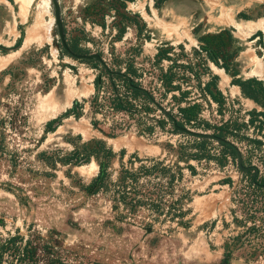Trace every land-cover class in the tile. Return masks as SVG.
Returning <instances> with one entry per match:
<instances>
[{
	"label": "rangeland",
	"instance_id": "obj_1",
	"mask_svg": "<svg viewBox=\"0 0 264 264\" xmlns=\"http://www.w3.org/2000/svg\"><path fill=\"white\" fill-rule=\"evenodd\" d=\"M56 1L71 52L97 53L103 63L62 49L50 0H0V241L16 233L41 236L39 244L45 238L63 264H264V124L254 113L261 108L232 84L221 58L211 62L205 52L208 34L230 29L237 39L226 47L238 69L234 78L264 85V41L257 36L264 33V0H132L125 8L120 0ZM103 66L133 69L130 75L154 102L130 99L132 114L111 109ZM95 78L97 108L89 102ZM113 82L121 94L120 77ZM206 82L220 92L217 99L204 91ZM74 101L79 116L62 115ZM192 103L198 113L184 127L222 133L245 169H238L231 148L173 131L165 113L179 119L177 106ZM55 117V129L45 132ZM70 140L87 148L103 141L113 152L107 168L112 181L120 163L126 169L155 162L169 167L167 174L157 169L139 176L151 191L150 184L164 188L173 175L164 206L154 209L146 201L130 215L121 204L111 208L115 185L84 192L80 185L96 175L97 165L91 158L78 166L61 164ZM168 145L196 154L187 161L192 172ZM0 264L18 262L4 253Z\"/></svg>",
	"mask_w": 264,
	"mask_h": 264
},
{
	"label": "trees",
	"instance_id": "obj_2",
	"mask_svg": "<svg viewBox=\"0 0 264 264\" xmlns=\"http://www.w3.org/2000/svg\"><path fill=\"white\" fill-rule=\"evenodd\" d=\"M125 1H132V0H120L119 4L125 8ZM94 2V0H90V3ZM155 3V2H154ZM156 4V3H155ZM118 14V13H117ZM122 16L123 19H127V23H133L134 25H137L135 20L132 18L130 19V16L124 15V14H118ZM239 17L247 18L245 14L239 13ZM101 28L103 27V22L98 24ZM142 25V24H141ZM125 27V26H124ZM124 27L122 26L120 29V33L123 32ZM261 36L262 39L259 40L260 42L264 41V33L257 32V36ZM205 39H211L209 42L211 44H208L206 46L205 52L207 54L208 59L211 62H215V58H221V68H223L224 72L231 77L232 84H235L239 90L240 93L250 100H252L254 103H256L261 110L256 113L258 116H260V124H264V85L261 81L255 79V78H248L246 80H240L239 78H234L238 74V69L236 67L235 62H230V55L226 51V47L232 42H237V39L232 37L231 31L228 28L222 29L218 31L217 33L208 34ZM259 42V43H260ZM18 41L15 43V47L18 46ZM68 47V46H67ZM241 46L237 47V51L240 49ZM70 50V48L68 47ZM65 51V50H64ZM67 54L71 55L69 52L65 51ZM71 52V50H70ZM73 53V52H72ZM158 53V52H157ZM72 56V55H71ZM104 71L106 73L107 80L110 85V89L112 91V95L108 97L109 99V105L110 108L117 111H125L128 114H132L136 109L132 102H130V99L134 100L135 98H141L142 100H145V103L147 105L152 104L153 97L151 92L146 91L142 86L137 82V80H134L133 76L130 75L134 74L135 71L130 68H126L125 71H110L106 70V68L103 66ZM120 77V80L122 81V87L123 91L121 94L117 92V88L114 85L113 82V76ZM213 79H216V75L211 76ZM169 79V78H168ZM163 82L165 86V90H171L169 89L170 83L167 81H164L161 78V83ZM211 82V81H209ZM209 82H206L203 85L204 91L209 95V97L213 100L217 99L215 95H219L220 92L215 89V92H212V89L209 88ZM100 84L99 78H95L94 80V91L93 94L89 100L90 105H94L95 108L97 106H100V102L97 100V93H98V87ZM214 87L215 84L213 83ZM216 88V87H215ZM186 92H181L180 97L178 98L179 103L183 101L184 94ZM79 103L77 101H74L71 105V107L67 108L62 115L71 114L73 116H79L78 112L75 111ZM147 107V106H146ZM178 111L180 112L179 119L176 118L174 115L165 113L166 119L168 123L173 128L174 126L184 127V124L189 122L190 120H193L192 117L197 115L198 113V105L195 103L188 104L185 106H177ZM59 120V117L52 118L46 123L45 132H51L55 129V125H57ZM159 128H163V120H155L154 121ZM93 124H95V121H93ZM145 129L148 131L151 130V126H147ZM213 135L224 139V136L222 133L217 132ZM201 142L209 141L210 139L204 138V137H198ZM75 139H78V137L75 136ZM70 145L72 146V149L61 158V164H73L75 166L86 164L89 162L90 158L93 159L96 162L97 165V173L95 176H93L87 184H81L80 188L86 192L87 194L93 195L96 194L99 190H105L106 187H108L110 184L115 185L117 188L116 191V197H114L112 200L111 208L115 211L118 208V204H121L122 208L129 213L130 215L135 214V212L138 210V208L145 204L146 201H149V203L146 205H150L154 209L160 208L161 206H164V202L162 201V197L164 195L171 194L172 192V185H171V179L173 175H170V178L168 177V185L162 188L161 184H150V187L152 190L150 191L146 185H143L141 182H139V176L141 174H154L155 170L161 171L162 174H167L169 172V167L163 165L160 166L159 162H155L151 167H147L144 165H139L136 168L126 169L123 168L122 164L120 163V168L117 170L116 173V179L115 181H112L110 178V173L108 172L107 168L109 167V161L113 157V152L111 149L107 148L103 141L97 140L95 143H100V146L98 148H87L85 143L78 144L75 141H68ZM219 144L229 147L232 149V151L235 154V148L228 143L224 142H218ZM169 146V145H168ZM171 151L177 152L179 155L176 157L177 161H183L186 166L185 169L189 170L190 172L193 171V168L190 164H187L188 159L194 157L196 154L193 153H186L184 152L181 145H178L177 147L173 148L172 146H169ZM123 152L120 153V156ZM45 157H49L48 154H45ZM236 157V154H235ZM182 159V160H181ZM120 160V158H119ZM137 160V159H136ZM140 161V160H137ZM175 167L178 171V177L180 176V170L181 167L178 164H175ZM244 167V166H243ZM245 169V167H244ZM252 184L255 183V178H252L251 181ZM166 203V202H165ZM184 213H187V209L183 211L178 212V216L182 217ZM120 215V214H119ZM120 217H122L120 215ZM178 223L181 226H184V222H181L180 220ZM39 240H42L41 236H33L29 239H23L22 236L19 234H14L9 236L7 239L0 241V257L4 253H8L10 255H15L16 261L18 264H37L39 262L38 253L37 251L41 252V259L43 261L42 264H63L59 253L50 246L46 239L45 241L41 242L39 244Z\"/></svg>",
	"mask_w": 264,
	"mask_h": 264
},
{
	"label": "water",
	"instance_id": "obj_3",
	"mask_svg": "<svg viewBox=\"0 0 264 264\" xmlns=\"http://www.w3.org/2000/svg\"><path fill=\"white\" fill-rule=\"evenodd\" d=\"M53 8V23L56 28V33L60 42V45L63 50L69 52L73 57L77 59H93L99 63H103L101 57L97 53H90V54H75L70 52V50L67 47L65 38H64V32H63V26H62V21L60 18V11H59V6L57 4L56 0H50ZM173 131H178V132H183L186 134H190L193 136H198V137H204L210 140H214L216 142H224L230 144L229 141L219 138L213 134L207 133V132H194L190 129H187L186 127H179V126H174ZM235 154H236V160H237V167L239 170H243L244 167L241 165V157L239 155V152L235 149Z\"/></svg>",
	"mask_w": 264,
	"mask_h": 264
},
{
	"label": "bare ground",
	"instance_id": "obj_4",
	"mask_svg": "<svg viewBox=\"0 0 264 264\" xmlns=\"http://www.w3.org/2000/svg\"><path fill=\"white\" fill-rule=\"evenodd\" d=\"M17 1H19L20 3H23V2H21V1H23V0H17ZM26 1V0H25Z\"/></svg>",
	"mask_w": 264,
	"mask_h": 264
}]
</instances>
